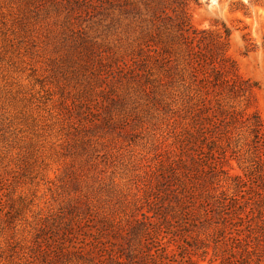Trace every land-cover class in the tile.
I'll return each instance as SVG.
<instances>
[{"label":"rangeland","instance_id":"obj_1","mask_svg":"<svg viewBox=\"0 0 264 264\" xmlns=\"http://www.w3.org/2000/svg\"><path fill=\"white\" fill-rule=\"evenodd\" d=\"M164 3L196 31H229L226 55L255 86L248 103L203 87L150 24L153 0H0V264H91L99 223L140 217L162 174L176 188L191 173L227 196L229 176L242 180L235 222L264 264V149L229 118L264 120V0ZM205 226L207 254L193 259L218 264L211 239L227 229Z\"/></svg>","mask_w":264,"mask_h":264},{"label":"trees","instance_id":"obj_2","mask_svg":"<svg viewBox=\"0 0 264 264\" xmlns=\"http://www.w3.org/2000/svg\"><path fill=\"white\" fill-rule=\"evenodd\" d=\"M143 1L144 4L151 2ZM153 1L162 10L151 12L150 24L156 30H165L170 40H175L182 61L194 76H202L203 87L223 88L231 96L248 103L255 86L238 75L234 61L226 55L229 31L224 27L215 34L196 31L189 25L184 12L172 10L173 15L168 16L164 0ZM159 33L156 31V35ZM233 114L251 135L253 151H262L264 120L256 112L238 111L229 116L233 121ZM219 124L212 128H218ZM204 129L199 128L200 131ZM212 132V129H205L206 136ZM183 176L186 182L174 188L169 176L162 174L161 180L149 188L137 207V210L144 209L140 217L130 215L124 221L99 223L91 234V264H195L193 257H203L208 251L209 236L205 234V225L215 222H221L228 235L222 244L219 239H211L218 264H258L259 259L255 262L250 256L257 254L260 244L241 238L242 219L235 222L241 207L237 202L246 194V190H242L245 186L242 180L229 176L234 193L227 196L225 191L216 194V187L207 178L206 182L194 173ZM81 253L82 248H78L77 254Z\"/></svg>","mask_w":264,"mask_h":264}]
</instances>
